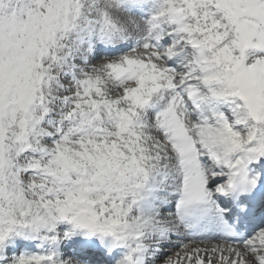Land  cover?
<instances>
[{
	"label": "snow or ice",
	"instance_id": "1",
	"mask_svg": "<svg viewBox=\"0 0 264 264\" xmlns=\"http://www.w3.org/2000/svg\"><path fill=\"white\" fill-rule=\"evenodd\" d=\"M0 264H264V0H0Z\"/></svg>",
	"mask_w": 264,
	"mask_h": 264
}]
</instances>
